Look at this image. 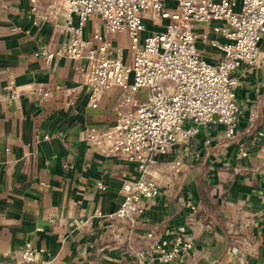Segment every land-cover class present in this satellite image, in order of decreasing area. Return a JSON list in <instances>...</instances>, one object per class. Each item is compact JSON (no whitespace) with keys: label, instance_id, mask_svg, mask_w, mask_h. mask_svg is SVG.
Segmentation results:
<instances>
[{"label":"crops","instance_id":"crops-1","mask_svg":"<svg viewBox=\"0 0 264 264\" xmlns=\"http://www.w3.org/2000/svg\"><path fill=\"white\" fill-rule=\"evenodd\" d=\"M29 8V0H0V264H21L19 249L27 242L47 264H164L156 248L177 236L192 248L166 264H264V138L249 143L264 130L259 73L245 65L236 72L241 115L234 137L226 138L223 126H201L190 150L176 144L171 156L181 158L180 174L163 177L160 194L141 202L143 213L129 228L107 217L123 201L121 183L134 166L103 155L86 136L112 124L119 89L104 92L90 108L71 59L45 63L34 55L40 46H61L67 36L54 23L33 25ZM147 21L143 36L156 31ZM96 22L86 23L85 37ZM216 24L194 30L212 39ZM123 37L115 43L123 45ZM196 47L211 64L221 58L207 40L198 39ZM36 88L53 97L38 103ZM240 143L245 157H238ZM198 176L212 186L216 216L196 214Z\"/></svg>","mask_w":264,"mask_h":264},{"label":"built area","instance_id":"built-area-1","mask_svg":"<svg viewBox=\"0 0 264 264\" xmlns=\"http://www.w3.org/2000/svg\"><path fill=\"white\" fill-rule=\"evenodd\" d=\"M29 4L33 25L54 23L67 36L56 48L40 46L36 57L45 63L71 59L88 90L90 108L98 107L104 92L119 89L112 124L90 129L86 136L103 155L134 166V175L121 183L123 201L107 217L129 228L143 213L141 202H153L160 194L163 177L180 174L183 162L171 156L176 144L190 150L201 126H223L224 136L234 137L241 115L235 95L241 66L257 71L264 82V0H48L44 6L29 0ZM92 17L97 22L85 37ZM145 20L160 30L143 36ZM212 23H218L210 27L215 38L194 30L196 25ZM123 34L128 39L126 52L114 41ZM198 39L221 53L217 63L201 56ZM33 97L43 103L53 94L36 88ZM262 138L264 130H257L249 143ZM247 155L246 144L240 143L238 157ZM187 207L192 212L197 209L189 200ZM191 248L190 241L177 236L156 250L166 264ZM238 250L231 248L234 256ZM39 252L27 242L19 249V262L47 264L44 259L37 261Z\"/></svg>","mask_w":264,"mask_h":264},{"label":"trees","instance_id":"trees-1","mask_svg":"<svg viewBox=\"0 0 264 264\" xmlns=\"http://www.w3.org/2000/svg\"><path fill=\"white\" fill-rule=\"evenodd\" d=\"M196 182L199 195V209L196 211V214L200 216H204L206 214H209L210 216H216L219 210V206L214 204L210 198V191L212 189V186L209 185L203 177L198 176L196 178Z\"/></svg>","mask_w":264,"mask_h":264},{"label":"rangeland","instance_id":"rangeland-1","mask_svg":"<svg viewBox=\"0 0 264 264\" xmlns=\"http://www.w3.org/2000/svg\"><path fill=\"white\" fill-rule=\"evenodd\" d=\"M147 22L149 23L150 29L156 30V31L160 30V27L156 23H153L151 21H147ZM149 26H148V28H149ZM122 36H124L122 39H123V47L125 48V52H126V49L128 48V39H127L126 35L123 34Z\"/></svg>","mask_w":264,"mask_h":264}]
</instances>
